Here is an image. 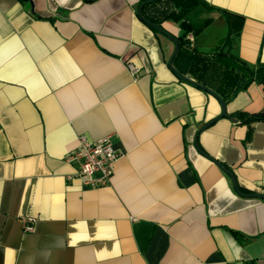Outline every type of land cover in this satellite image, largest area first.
Masks as SVG:
<instances>
[{"label": "crops", "instance_id": "obj_1", "mask_svg": "<svg viewBox=\"0 0 264 264\" xmlns=\"http://www.w3.org/2000/svg\"><path fill=\"white\" fill-rule=\"evenodd\" d=\"M201 1L193 21L212 22L192 46L228 38L264 66V0ZM144 2L0 0V264H264V200L251 197L264 195V121L199 132L221 105L169 68L174 44L137 16ZM182 22L162 27L176 38ZM238 112H264V87L226 105ZM81 136L122 155L108 186L69 179Z\"/></svg>", "mask_w": 264, "mask_h": 264}, {"label": "trees", "instance_id": "obj_2", "mask_svg": "<svg viewBox=\"0 0 264 264\" xmlns=\"http://www.w3.org/2000/svg\"><path fill=\"white\" fill-rule=\"evenodd\" d=\"M203 8L205 4L201 0H157L143 6L142 16L147 22L158 26L169 36L172 35L162 27L164 22L186 21L189 23V33L184 31L176 37L179 50L173 60V66L178 73L189 76L198 85L217 95L227 105L252 84L264 87V66L251 68L233 56L230 53L231 45L228 38L221 43L220 47H216L211 52L197 51L187 37L189 35L193 38L197 37L204 28L211 24V19L193 21L195 13ZM230 117L243 123L261 122L264 121V112L258 114L238 112ZM233 236L235 240L242 243L240 235L233 234ZM246 264H254V262L249 261Z\"/></svg>", "mask_w": 264, "mask_h": 264}, {"label": "built area", "instance_id": "obj_3", "mask_svg": "<svg viewBox=\"0 0 264 264\" xmlns=\"http://www.w3.org/2000/svg\"><path fill=\"white\" fill-rule=\"evenodd\" d=\"M189 39L191 40V38ZM127 69L134 76L139 74V70L132 65H127ZM121 156L115 150L110 137L91 142L86 137L81 136L78 139L76 150L67 158V162L77 165L75 174L69 179L78 180L88 189L106 187ZM20 223L26 233L33 232V219H21Z\"/></svg>", "mask_w": 264, "mask_h": 264}, {"label": "water", "instance_id": "obj_4", "mask_svg": "<svg viewBox=\"0 0 264 264\" xmlns=\"http://www.w3.org/2000/svg\"><path fill=\"white\" fill-rule=\"evenodd\" d=\"M157 0H152V1H148V2H144L142 3L138 10H137V16L143 21L145 22L147 25H149L150 27H152L154 30H156L158 33L166 36L173 44H174V52L169 60V63H168V66L169 68L175 73V75L182 81H186L190 84H192L193 86L195 87H198L200 88L201 90L209 93L210 95H212L215 99H217V101L219 102V104L221 105V109H222V113L212 119L211 121H209L208 123H206L202 129L199 131H203V130H206L207 128H209L211 125H213L216 121L220 120L221 118H224V117H229L230 120L233 122V123H237L238 121L235 119V118H231L227 113H226V105L217 97V95H215L214 93H212L210 90L206 89L205 87L203 86H200L198 85L196 82L194 81H191L190 79H188L187 77H184L183 75H181L180 73H178L174 68H173V60L175 58V56L177 55L178 53V50H179V46H178V41L176 38L174 37H171L169 35H167L161 28H159L158 26H155L153 24H150L149 22H147L143 16H142V8L145 4L147 3H153V2H156ZM180 29L183 30V31H187L189 32L190 31V26L187 22L183 21L181 24H180ZM195 147L196 149L203 155L205 156L207 159H209L211 162H213L219 169H221L230 179H231V182H232V185H233V188L234 190L236 191V193H238L239 195H242L238 186H237V183L235 181V178L233 176V174L228 170L226 169L225 167H223L220 163L212 160L211 158H209L207 155H205L204 153H202L200 151V149L198 148V145H197V142H195ZM251 197H255V198H258V199H261V200H264V195H259V194H253L251 195Z\"/></svg>", "mask_w": 264, "mask_h": 264}]
</instances>
